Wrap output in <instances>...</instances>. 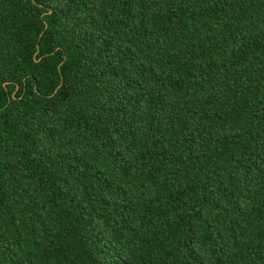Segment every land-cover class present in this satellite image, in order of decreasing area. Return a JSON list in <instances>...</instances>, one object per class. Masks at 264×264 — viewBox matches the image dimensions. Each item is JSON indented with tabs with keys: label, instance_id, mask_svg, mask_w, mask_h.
Listing matches in <instances>:
<instances>
[{
	"label": "trees",
	"instance_id": "trees-1",
	"mask_svg": "<svg viewBox=\"0 0 264 264\" xmlns=\"http://www.w3.org/2000/svg\"><path fill=\"white\" fill-rule=\"evenodd\" d=\"M0 264H264V0H0Z\"/></svg>",
	"mask_w": 264,
	"mask_h": 264
}]
</instances>
